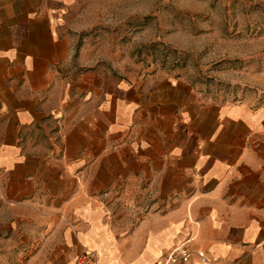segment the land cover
I'll use <instances>...</instances> for the list:
<instances>
[{"label":"crops","instance_id":"0c3cea01","mask_svg":"<svg viewBox=\"0 0 264 264\" xmlns=\"http://www.w3.org/2000/svg\"><path fill=\"white\" fill-rule=\"evenodd\" d=\"M61 1L0 0V166L21 209L8 263L161 264L189 240L211 264H264V105L65 79Z\"/></svg>","mask_w":264,"mask_h":264},{"label":"rangeland","instance_id":"374dc122","mask_svg":"<svg viewBox=\"0 0 264 264\" xmlns=\"http://www.w3.org/2000/svg\"><path fill=\"white\" fill-rule=\"evenodd\" d=\"M54 8L68 43L65 79L113 93L138 85L147 100L184 81L204 99L264 105V0H66ZM9 179L0 166V264L11 262V216L21 212Z\"/></svg>","mask_w":264,"mask_h":264},{"label":"built area","instance_id":"2783aa9c","mask_svg":"<svg viewBox=\"0 0 264 264\" xmlns=\"http://www.w3.org/2000/svg\"><path fill=\"white\" fill-rule=\"evenodd\" d=\"M196 253L202 264H211V259L203 250H192L189 247V240H185L174 248L170 249L161 260V264H177L185 263L190 260L192 255ZM94 253L91 251L81 252L77 256L76 264H93Z\"/></svg>","mask_w":264,"mask_h":264}]
</instances>
